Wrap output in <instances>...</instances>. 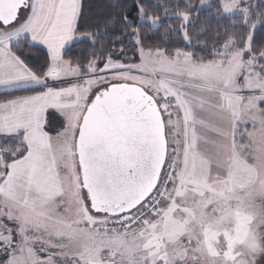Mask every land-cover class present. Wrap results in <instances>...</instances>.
Returning <instances> with one entry per match:
<instances>
[{"label": "snow or ice", "instance_id": "1", "mask_svg": "<svg viewBox=\"0 0 264 264\" xmlns=\"http://www.w3.org/2000/svg\"><path fill=\"white\" fill-rule=\"evenodd\" d=\"M205 5L231 22L201 39L193 9ZM183 7L165 12L182 47L145 50L138 27L139 63H125L80 33L81 0H0V264L264 256V12L250 0ZM139 21L160 27L143 7ZM83 42L86 62L66 58ZM38 45L42 75L26 63ZM49 109L63 117L54 135Z\"/></svg>", "mask_w": 264, "mask_h": 264}, {"label": "trees", "instance_id": "2", "mask_svg": "<svg viewBox=\"0 0 264 264\" xmlns=\"http://www.w3.org/2000/svg\"><path fill=\"white\" fill-rule=\"evenodd\" d=\"M185 2L192 3L200 7V0H82V15L79 21L80 33L98 32L101 36L96 48L105 47L115 49L114 58L122 59L125 63H139V53L137 46L133 43L134 37L128 35L133 29L141 28V42L145 50L149 48H168L182 47L177 43L175 33L168 34L169 23H178V21L169 20L165 12L171 15L173 12L185 11L183 5ZM214 3V0H209ZM254 4L253 12H264V2L262 0H251ZM179 4V9L176 5ZM143 7L146 15L160 18V27L150 28L147 24H141L139 21V8ZM215 8L206 6L200 7L197 17L196 9H193L195 19L192 25V31L197 32L204 29L201 39L205 36H214L218 30H223L231 21L218 19L215 16ZM123 17L132 21L130 26H125ZM264 36V29L257 32L256 39L259 41ZM211 47V43L209 44ZM123 49L126 59L121 57L120 50ZM207 51V49H206ZM26 63L38 75H42L41 69H46L47 53L38 48L32 47L25 49ZM93 55L92 45L87 42L80 43L67 52L66 58L72 57L74 62L81 58L86 62L87 58ZM26 92H16L11 95H22ZM3 97H6L5 95Z\"/></svg>", "mask_w": 264, "mask_h": 264}, {"label": "crops", "instance_id": "3", "mask_svg": "<svg viewBox=\"0 0 264 264\" xmlns=\"http://www.w3.org/2000/svg\"><path fill=\"white\" fill-rule=\"evenodd\" d=\"M82 3V0H81ZM38 47L42 50H44L47 53L46 48H44L43 46H35ZM16 92H23V91H16ZM13 92V93H16ZM3 90L0 89V100L5 99L6 97H3ZM46 118H47V129L52 131V134H55V130H58L62 123H63V117L61 116V114L55 110V109H49L48 112L46 113Z\"/></svg>", "mask_w": 264, "mask_h": 264}, {"label": "rangeland", "instance_id": "4", "mask_svg": "<svg viewBox=\"0 0 264 264\" xmlns=\"http://www.w3.org/2000/svg\"><path fill=\"white\" fill-rule=\"evenodd\" d=\"M250 3H251V5L254 7V4L251 2V0H250ZM206 7H207V5H205ZM243 6H247V5H242V7ZM139 53V52H138ZM26 94H28V93H24V94H22V95H26ZM21 95V94H20ZM251 128V125H249V129ZM2 259H4V257H0V260H2ZM257 264H264V256H258L257 257Z\"/></svg>", "mask_w": 264, "mask_h": 264}]
</instances>
